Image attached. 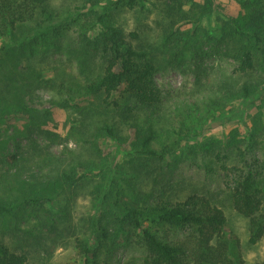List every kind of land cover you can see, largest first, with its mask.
I'll return each mask as SVG.
<instances>
[{
	"label": "rangeland",
	"instance_id": "1",
	"mask_svg": "<svg viewBox=\"0 0 264 264\" xmlns=\"http://www.w3.org/2000/svg\"><path fill=\"white\" fill-rule=\"evenodd\" d=\"M107 2L56 0L53 7L60 20L73 12V19L62 23L70 24L65 30L75 38L80 24L92 26L96 22L91 11H105ZM195 4L204 6L205 0L187 1L183 6L187 17L173 23L164 5L149 0L145 7L119 8L114 12V23L126 31H140L143 42L161 49L163 32L172 26L187 34L198 29L195 40L202 42L205 32L220 33L221 20L227 15L243 13L235 0H216V10L201 17L197 10L192 11ZM7 43L8 37L0 38V49ZM23 52L24 56L17 58L13 79L10 74L8 80L0 76V158H7L0 162V201L37 193L45 200L18 218H0V240L29 247V264H81L76 240L91 237L87 226L93 214L95 187L106 179L101 171L111 168V178L129 203L149 201L152 189L158 197L170 194L165 193L169 187L173 194L180 191L178 197L192 191L214 195L227 218L231 264H257L264 259V237L250 244L249 221L233 209L229 198L235 181L250 172L264 181V90L244 104L238 95L227 96L219 84L236 78L233 59L208 52L199 57L183 54L170 62L157 53L160 65L156 80L165 95L166 112L153 118L157 135L153 145L158 151L168 147L164 160L157 161L138 160L130 154L135 137L130 124L104 113L91 119L88 111L59 105L57 90L41 80L57 79L62 70L76 74V66L67 61L65 51H57L51 41L39 38ZM5 81L12 85L9 95L3 93ZM64 97L63 92L60 99ZM96 123L114 125L127 140L126 147L118 149L113 141L99 136L103 152L97 151L90 144ZM181 128L183 132L194 128L202 134L175 145ZM13 156L16 162H8ZM81 164L93 165L92 178L71 188L64 183L63 174ZM62 208L68 210L67 216L59 212ZM154 229L166 240L185 234L184 230L166 227ZM145 256L136 233L128 243L114 249L106 263L143 264Z\"/></svg>",
	"mask_w": 264,
	"mask_h": 264
},
{
	"label": "trees",
	"instance_id": "2",
	"mask_svg": "<svg viewBox=\"0 0 264 264\" xmlns=\"http://www.w3.org/2000/svg\"><path fill=\"white\" fill-rule=\"evenodd\" d=\"M148 1L108 0L105 11H91L96 22L92 26L80 24L74 38L65 30L69 23H62L73 19V12L60 20L53 7L56 0H0V38H9V43L0 49V76L8 80L10 74L13 79L17 58L24 56L23 51L32 40L51 41L57 51H65L67 61L77 69L76 74L62 70L57 79L41 80L57 90L59 105L88 111L95 120L101 113L119 118L134 131L131 155L138 160L163 161L168 147L158 151L153 145L157 140L153 118L166 112L165 95L156 80L160 65L157 53L170 62L183 54L199 57L208 52L233 59L236 78L225 79L219 85L227 96L238 95L241 104L249 102L264 90V0H235L243 13L238 17L227 15L221 20L220 33L205 32L202 42L195 40L198 29L187 34L172 26L163 32L162 50L143 42L140 31H126L114 23L113 15L119 8L133 10L145 7ZM154 1L165 6L166 16L173 23L188 15L183 6L189 0ZM195 10L201 17H208L216 10V0H205L204 6L195 4L192 11ZM29 68L32 73V67ZM11 87L10 82L6 83L3 93L9 95ZM63 92L66 97L60 99ZM82 103L87 105L83 107ZM96 124L90 144L97 151L103 152L97 141L99 136L113 141L118 149L126 147L127 140L117 133L114 125ZM201 134L194 128L184 132L182 129L174 144L180 145ZM6 160L0 158V162ZM11 160L8 162L17 159L13 156ZM92 167L81 164L65 172L64 183L71 188L84 185L92 178ZM101 174L106 179L95 187L93 214L87 226L91 237L76 240L81 264H107L113 250L128 243L136 233L146 253L143 264H231L227 218L214 195L192 191L178 197L180 191L173 194L169 187L165 193L170 194L158 197L152 189L149 201L129 203L123 199L117 181L111 178V168ZM113 192L115 197L109 204ZM229 198L233 209L249 221L250 244H257L264 237V181L250 172L235 181ZM44 200L37 193L0 201V218H18L20 213L40 206ZM59 212L67 216L68 210L62 208ZM156 226L184 230L185 234L166 240L158 235ZM28 248L0 240V264H29ZM257 264H264V259Z\"/></svg>",
	"mask_w": 264,
	"mask_h": 264
}]
</instances>
